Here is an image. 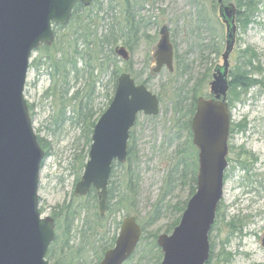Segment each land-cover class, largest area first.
<instances>
[{"label": "rangeland", "instance_id": "1", "mask_svg": "<svg viewBox=\"0 0 264 264\" xmlns=\"http://www.w3.org/2000/svg\"><path fill=\"white\" fill-rule=\"evenodd\" d=\"M237 1L225 2L236 5ZM133 3L131 15L136 17L139 35L131 41V49L124 41L116 45L127 49L128 62L116 56L113 64L102 65L95 52L96 55L85 56L90 63V67H86L81 56L80 76L74 78L73 73L66 87V82L53 81L49 76L44 65L47 52L40 48L31 58L25 99L35 133L46 148L43 149L46 157L40 175L39 209L43 218L50 216L55 220L56 241L50 249L53 258L47 259L50 264H99L102 246L110 238L109 232L112 233L118 224V235L122 221L130 216L137 219L142 230L145 229V239L142 238L137 252L126 264H157L159 256L154 246L158 237L167 234L171 224L182 217L176 204L179 203V207L188 204L193 197H190L188 186L168 187V172L175 151L170 130L180 90H188L204 74H209L204 83V93L209 95L215 69L224 65L226 26L219 16L218 0H133ZM255 3L254 22L247 29L236 22L238 28L229 59V81L240 67L242 53L248 51L249 55H256L248 76L257 80V84L246 92L239 89V101H229L231 90L228 94L231 111L228 160L232 165L226 171L224 197L210 233L211 257L207 264H264V0H255ZM91 10L99 11L98 17L94 16L92 31L99 36L105 35L113 27L119 28L124 17V1L100 0L91 6ZM163 27L170 31L174 45V72L164 69L155 75L152 72L154 53ZM69 33L64 32L65 36ZM54 43L51 54L57 50ZM80 50L84 47L80 46ZM104 51L108 52L107 49ZM115 68H119V75L128 72L133 78L139 77L138 82L147 81L148 88L161 99V112L158 117L141 114L131 131L133 161L138 163L140 171L136 195L123 203L122 210L114 211L110 216L107 214L105 230H96L94 226L100 223L94 219L99 214L98 204H93L90 198L74 195L78 176L81 178L84 172H80V163L92 143L88 145L85 126L78 121V103H63L60 86L71 90L70 98L75 91H85L91 85L97 118L109 107L110 81ZM181 94L185 96L187 91ZM242 126L244 131L239 129ZM240 150L248 153L251 159L249 172L239 167ZM125 170L118 168L117 177ZM117 185L119 187L120 183ZM70 204H83L89 206V210L86 209L84 220H77L68 232L61 218ZM159 206L162 210L158 219L154 212ZM90 225L95 233L88 229ZM142 254L146 255L145 259H141Z\"/></svg>", "mask_w": 264, "mask_h": 264}, {"label": "water", "instance_id": "2", "mask_svg": "<svg viewBox=\"0 0 264 264\" xmlns=\"http://www.w3.org/2000/svg\"><path fill=\"white\" fill-rule=\"evenodd\" d=\"M96 0H0V264H50L46 259L56 238L55 220L43 218L39 186L46 157L35 133L25 99L33 53L55 42L54 26H66L78 4ZM219 16L226 26L224 65L210 83L212 98L199 97L191 121L193 145L198 150L197 191L189 200L172 234L160 235L161 264H207L211 256L210 233L224 197L228 168L231 111L227 102L229 58L237 35L236 7L218 0ZM115 54L128 62L125 47ZM174 46L167 27L160 30L154 53L153 74L164 68L174 72ZM159 97L129 73L118 78L111 104L96 123L89 158L74 195L84 198L94 190L99 211L107 210L113 165L128 160L131 131L139 115L157 117ZM143 235L134 216L125 218L113 248L99 264H125ZM264 245V240H263Z\"/></svg>", "mask_w": 264, "mask_h": 264}, {"label": "trees", "instance_id": "3", "mask_svg": "<svg viewBox=\"0 0 264 264\" xmlns=\"http://www.w3.org/2000/svg\"><path fill=\"white\" fill-rule=\"evenodd\" d=\"M99 1L100 0H96L92 4V6L95 3H99ZM123 1L125 11L123 20L121 21L120 26L118 25L119 28L113 27V29H110L107 33H105V35L99 36L98 33H94L91 29V26L95 19L94 16L96 14V17H98L99 11L94 12L93 10H91V7H85L82 4L76 5L73 11L71 22L67 26L55 25V35L57 34V41L54 43V49H57L55 53L51 54V49L53 47H40L45 52H47V55L44 56V65L47 67L48 74L53 81H57L59 83L66 82L65 85L67 87L68 80L70 76L73 75V73L75 74L73 75L74 78H78L80 76L78 64L81 56L86 67H90V63L85 56H90V54H98L99 56L97 58L100 63L102 61V65L107 64V62H109V64H113L117 60L114 48L120 41H124V44L127 45L129 49H131V41L137 39L139 35V26L137 25L135 15H131L132 4H134L133 0ZM236 6L237 22L240 24L241 28L247 29L254 22L255 11L257 10L255 0H238ZM85 13L88 14L86 15ZM66 31L70 32L68 34L69 37L65 36L67 33L64 34V32ZM80 46H83L84 50H80ZM91 49H93V51H91ZM105 49L108 50L107 53H105ZM217 52L218 51H216V53ZM255 59L256 55L254 53H250V55L248 51L242 53V62L240 63V67H237V72L232 75V80L230 81L231 96L229 97V101H239L241 97V93L238 92L239 89L246 92L253 85L257 84V80L248 76V69ZM119 72V68H115L113 71V77L110 81L111 90L110 94L108 95L109 105L112 102L114 93L116 91ZM209 77V74H204L202 79L197 80V82H195L191 88H189L188 90H186L185 88L180 90V93L177 95L176 103L178 107L175 109V116L173 118V124L170 130L173 133L171 138L175 143V151L173 155L174 159L172 161V166L168 172V187L176 188L179 185L188 186L190 189V197L193 196L197 190V174L199 168L198 151L193 145L191 121L196 112V103L198 98L211 97L210 95L204 93V83L208 80ZM138 78L139 77L135 78L137 82ZM138 83L147 86V81H140ZM60 88H62V94L60 98L62 99L63 103H78V121L85 126L84 132H87V142L88 145L91 144L94 127L105 110L102 112L100 111L101 115L96 118L97 111H95V104L93 101L94 95L91 85L88 86L85 91H75L70 98L69 94L71 90L69 88L64 89L62 86H60ZM186 91L187 95L183 96L181 93ZM184 104H187L188 106H184ZM239 129L241 131L245 130L243 126L239 127ZM181 133H183V135H181ZM38 140L42 149H46L42 140H40L39 138ZM242 155L245 158V160L242 162V167L245 169H249V167L252 166V162L250 163L251 159L249 158L248 153L241 150V152L239 153L240 161L242 159ZM88 156L89 153L85 155V160L83 159L80 163V172L85 169V161L88 160ZM133 157L134 151L130 139L127 163L125 165L114 164L113 166L107 202V214H109V216L114 211L122 210L123 203L128 201L130 196L136 195L135 190L136 186L140 182V171L139 165L138 163L133 161ZM123 167L126 169L125 173L117 177V169ZM79 178L80 175L78 176V181ZM118 183H120L119 187L117 185ZM87 198H90L93 204H98V197L94 191H92ZM78 201H80V199ZM178 204L179 203L176 204L175 208L182 215L185 211L187 203L180 207L177 206ZM88 207L89 206L83 204H70L64 209L63 217L61 219L65 222L68 232H70L77 220H84L83 217L85 216L86 209L89 210ZM161 210L162 207L159 206L154 212V216L158 219L160 218L159 214ZM108 218L109 217L107 215L106 217L102 218L100 217V214H97L96 218L94 219H96L97 223H100L99 226H94L96 230H105ZM180 219L181 217L177 219L173 224H171L166 232L167 234L171 233L174 230V228L179 224ZM57 221H59L58 216ZM91 226L93 225H90L88 229L91 231V233H95ZM117 226L118 224L116 225V228L112 233L109 232L110 238L108 241H106V244L102 246V256L99 258V262L102 260L104 253L114 246L117 237ZM143 232L145 233L144 228ZM103 234L105 237L106 231ZM143 239L141 242H143ZM154 247L155 249H157V254L159 256L157 259V264H161L162 253L157 244H155ZM145 257L146 255H141V259H145ZM51 258H53V252L49 250L47 259L51 260Z\"/></svg>", "mask_w": 264, "mask_h": 264}, {"label": "flooded vegetation", "instance_id": "4", "mask_svg": "<svg viewBox=\"0 0 264 264\" xmlns=\"http://www.w3.org/2000/svg\"><path fill=\"white\" fill-rule=\"evenodd\" d=\"M229 75H230V73H229ZM229 150H230V148H229ZM240 152H241V150H240ZM229 155H230V152H229ZM238 155H239V153H238ZM242 157V159H241V161H240V159H238V161H239V167L241 168V169H243V170H245V171H250L248 168L247 169H245V168H243L242 166V162L245 160V158H244V156L242 155L241 156ZM228 158H229V156H228ZM231 165H232V162L230 161V160H228V168H227V170L228 169H230V167H231ZM229 178H230V176H229ZM262 244H263V242H262ZM264 246V245H263Z\"/></svg>", "mask_w": 264, "mask_h": 264}]
</instances>
